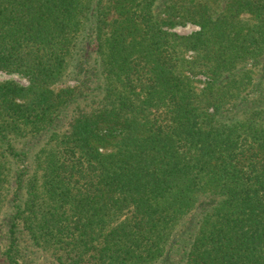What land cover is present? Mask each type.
Segmentation results:
<instances>
[{"label": "trees", "instance_id": "1", "mask_svg": "<svg viewBox=\"0 0 264 264\" xmlns=\"http://www.w3.org/2000/svg\"><path fill=\"white\" fill-rule=\"evenodd\" d=\"M0 70V264H264V0H0Z\"/></svg>", "mask_w": 264, "mask_h": 264}, {"label": "rangeland", "instance_id": "2", "mask_svg": "<svg viewBox=\"0 0 264 264\" xmlns=\"http://www.w3.org/2000/svg\"><path fill=\"white\" fill-rule=\"evenodd\" d=\"M178 35H188L193 31L197 30V27L192 24H186L184 26H176L175 28L171 29ZM186 58L191 57V52H187L185 55ZM75 75L71 73V67L69 66L65 71L61 81L58 82L56 85L53 86L55 89L63 88V87H74L77 85V79H75ZM196 83V86L202 87L205 81L204 76L197 75L193 77ZM5 80H13L19 84L27 85V80L17 73H7L5 71L0 70V81ZM44 137H39L34 140H29L28 137H17L14 139L15 146L19 150H24V148L29 152L28 161L30 162V172L33 171V163H32V156L39 151L44 144ZM6 211H10L8 207H6ZM5 214L0 215V258H5L3 256L4 251L9 245V239L7 234V225L4 223ZM20 228V227H19ZM19 236V258L22 264H59L57 261V257H55V250L46 248L41 245L33 244L29 239L28 236L25 235L24 232L18 234Z\"/></svg>", "mask_w": 264, "mask_h": 264}]
</instances>
